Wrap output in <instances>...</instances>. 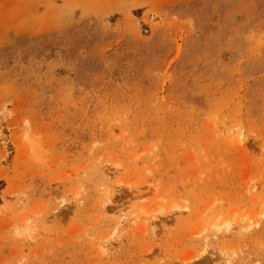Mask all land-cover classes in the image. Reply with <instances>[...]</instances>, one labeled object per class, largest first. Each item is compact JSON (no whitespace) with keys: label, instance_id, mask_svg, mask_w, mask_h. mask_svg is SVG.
<instances>
[{"label":"rangeland","instance_id":"obj_1","mask_svg":"<svg viewBox=\"0 0 264 264\" xmlns=\"http://www.w3.org/2000/svg\"><path fill=\"white\" fill-rule=\"evenodd\" d=\"M0 180V264H264V0H0Z\"/></svg>","mask_w":264,"mask_h":264},{"label":"trees","instance_id":"obj_2","mask_svg":"<svg viewBox=\"0 0 264 264\" xmlns=\"http://www.w3.org/2000/svg\"><path fill=\"white\" fill-rule=\"evenodd\" d=\"M6 183L4 180H0V204L2 203L1 201V191L4 189Z\"/></svg>","mask_w":264,"mask_h":264},{"label":"bare ground","instance_id":"obj_3","mask_svg":"<svg viewBox=\"0 0 264 264\" xmlns=\"http://www.w3.org/2000/svg\"><path fill=\"white\" fill-rule=\"evenodd\" d=\"M4 115H5V113H4ZM224 225H226V226H230V224H228V223H226V224H224ZM216 226L219 227V225H217V224H216Z\"/></svg>","mask_w":264,"mask_h":264}]
</instances>
